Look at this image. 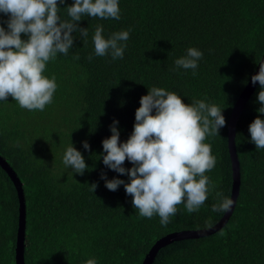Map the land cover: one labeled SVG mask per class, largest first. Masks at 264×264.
<instances>
[{"label":"trees","instance_id":"16d2710c","mask_svg":"<svg viewBox=\"0 0 264 264\" xmlns=\"http://www.w3.org/2000/svg\"><path fill=\"white\" fill-rule=\"evenodd\" d=\"M58 3L61 20H70ZM120 19L82 17L86 40L73 32L68 54L57 53L44 76L55 77L52 103L43 111L21 108L9 96L0 101V155L20 178L25 198L26 264H143L161 239L181 231L202 230L199 237L170 236L157 248L152 264H264V149L251 142L250 123L259 115V83L246 100L235 125L234 145L240 186L228 211H212L217 192L232 199L233 166L229 122L236 103L264 55V0H118ZM9 16L0 13L7 30ZM101 25L107 39L129 31L123 58L96 56L92 37ZM21 34V39H27ZM188 48L203 53L198 67L184 69L175 61ZM79 59H76V56ZM89 55L92 59L89 60ZM195 71V75L193 74ZM175 92L185 104L203 100L222 110L226 126L207 136L216 159L209 191L200 208L189 213L183 203L162 226L158 214L141 217L123 185L110 191L101 179L121 175L103 164L102 141L118 121L126 142L135 111L148 89ZM87 141L90 150H85ZM81 152L88 166L83 175L63 163L67 146ZM126 169L133 165L125 161ZM97 187L93 192L91 185ZM20 200L0 166V264H17Z\"/></svg>","mask_w":264,"mask_h":264},{"label":"clouds","instance_id":"9594fccd","mask_svg":"<svg viewBox=\"0 0 264 264\" xmlns=\"http://www.w3.org/2000/svg\"><path fill=\"white\" fill-rule=\"evenodd\" d=\"M58 10L57 0H0V13L9 16L7 30L0 26V101L11 96L21 108L43 111L52 103L57 88L54 76L49 79L43 75L46 64L55 60L57 53L68 54L74 43L73 32L78 31L86 40L88 29L78 26L82 17L120 19L118 0H74L67 7L70 20H61ZM102 33L103 27L98 25L92 37L95 55L110 53L113 60L122 59L126 44L121 42L129 39V31L114 32L107 39ZM21 34L28 38L21 39ZM202 56L196 48H188L175 64L195 70ZM251 81L260 85L257 99L261 107L257 111L264 114V63L259 64V72ZM118 123L113 121L109 126L111 136L102 141V160L107 168L127 175L129 182L109 180L101 173L106 188L116 191L123 185L139 215L152 218L158 214L162 226L170 223V216L176 214L181 203L189 213L197 211L209 191L205 173L216 163L211 145L204 141L207 136L219 135L226 126L222 110L203 100L185 104L175 92L153 87L140 98L133 132L126 142H120ZM248 130L256 149H264V119L258 115ZM82 143L85 150H90L87 141ZM126 160L131 168L123 166ZM63 163L80 175L88 167L72 143L64 152ZM96 187L95 183L91 185L93 192ZM216 196L220 203L214 204L212 211L230 210L234 201L220 192ZM86 264L96 261L89 259Z\"/></svg>","mask_w":264,"mask_h":264},{"label":"water","instance_id":"95a60500","mask_svg":"<svg viewBox=\"0 0 264 264\" xmlns=\"http://www.w3.org/2000/svg\"><path fill=\"white\" fill-rule=\"evenodd\" d=\"M264 63V55L262 57V60L259 64ZM259 72V65L257 66V70L255 71L254 75ZM256 84H253L251 79L249 83L246 85L244 90L242 91L236 106L232 112L230 122H229V148H230V155L232 158V166H233V189H232V200L235 203L236 196L238 194L239 186H240V171H239V161H238V155L236 152V147L234 145V136H235V125L237 123V119L239 117V114L242 110V107L244 106L246 100L248 99L249 95L253 91V89L256 87ZM0 166L2 169L8 174L11 181L14 183L19 200H20V218H19V233H18V239H17V248H16V260L17 264H26L24 261V236H25V198H24V191L23 186L20 178L18 177L15 170L10 166V164L0 155ZM233 203V205H234ZM231 206V208L233 207ZM230 208V209H231ZM229 211L224 215V217L221 219V221L218 223V226H222L228 219ZM204 235V232L202 230H191V231H181L179 233H174L172 235H169L160 241L152 248L150 253L147 255L145 261L143 264H152L154 260V256L156 253V250L158 246L167 238L170 236L176 237V238H189V237H199Z\"/></svg>","mask_w":264,"mask_h":264}]
</instances>
